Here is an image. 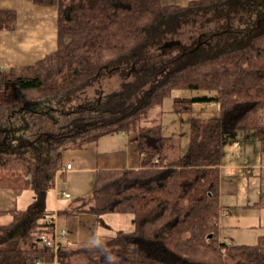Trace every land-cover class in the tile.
Instances as JSON below:
<instances>
[{
    "label": "trees",
    "instance_id": "1",
    "mask_svg": "<svg viewBox=\"0 0 264 264\" xmlns=\"http://www.w3.org/2000/svg\"><path fill=\"white\" fill-rule=\"evenodd\" d=\"M44 1L58 8L56 51L0 68V191L34 193L26 209H0V264H264V233L220 240L219 199L225 139L250 131L264 145V0ZM15 20L0 11V30ZM113 75L118 90L88 95ZM175 90L209 94L175 98L174 112L220 107L190 121L183 152L161 124L142 125ZM117 133H135L141 167L99 170L88 196L48 210L64 152ZM248 207L264 209V193ZM83 213L105 227V215L129 214L133 229L54 246V216Z\"/></svg>",
    "mask_w": 264,
    "mask_h": 264
},
{
    "label": "crops",
    "instance_id": "2",
    "mask_svg": "<svg viewBox=\"0 0 264 264\" xmlns=\"http://www.w3.org/2000/svg\"><path fill=\"white\" fill-rule=\"evenodd\" d=\"M163 1L166 4L185 6L192 0ZM0 11H12L16 15V20L11 27L0 30V68L8 70L11 67L30 66L56 51L58 47L57 7L44 0H0ZM134 138L135 135L124 133L110 134L80 149L65 151L64 167L57 173L54 189L47 194V209L57 212L69 201L88 196L93 189L99 170L140 168L143 155ZM254 142L255 147L260 149L257 161L226 163L224 161H227V157L223 158L219 169V199L223 207L220 221L224 218L228 220V223H234L247 217L248 221L258 222L261 227L264 225V209H247L264 193V145ZM67 165H71V169L67 170ZM224 169L228 170L225 171L227 179H222ZM64 194H69L70 197ZM24 195H28L29 203L33 202L34 193L31 190L22 193L1 190L0 209H23L17 205ZM112 215H105L104 223L105 218ZM53 220L56 238L64 236V240L75 245L94 243L99 236L106 237L102 229L109 230V226L99 225L95 215L87 213L67 219L55 215ZM130 220L133 224V218H130L129 222ZM251 224L249 227L255 228L254 223ZM220 240L225 242L221 235Z\"/></svg>",
    "mask_w": 264,
    "mask_h": 264
},
{
    "label": "rangeland",
    "instance_id": "3",
    "mask_svg": "<svg viewBox=\"0 0 264 264\" xmlns=\"http://www.w3.org/2000/svg\"><path fill=\"white\" fill-rule=\"evenodd\" d=\"M122 80L119 75L105 76L99 83H97L94 88L89 90L88 95L90 97L95 96V91L101 90L105 93H110L112 91L118 90ZM205 92L200 91H190V90H175L171 96L167 97L163 105L156 107L151 110L148 117L142 120L143 126H151L154 121L161 124L163 131L168 136H173L178 139V145L180 151L186 150L189 143L190 134V121L195 118H211L218 117L220 115L219 103L216 101L211 102H199L194 103L191 110L188 112L177 113L174 112V99L182 97H192V96H202ZM87 95V94H86ZM81 98L84 95L80 96ZM69 107L66 108V110ZM65 109V108H64ZM154 120V121H153ZM132 135H135L133 133ZM229 137L225 139L224 157H227L226 163H231L235 161H247L253 162L257 161L259 157L260 149L256 148L254 139L251 137V132H238L236 135V140L232 143H228ZM261 145V144H260ZM227 165V164H226ZM224 169L222 179H227ZM226 187V186H225ZM242 200V196H241ZM47 204V200H46ZM31 205L29 203L28 195L19 199L18 207L26 209ZM246 209V208H245ZM247 209H252L248 207ZM264 212V211H263ZM133 218L132 215H117L113 214L110 217L105 218V224L109 226V230L102 229L103 235L111 236L117 231H130L133 229L132 221L129 219ZM226 218V217H225ZM221 231L220 235L227 244L235 245H251L256 243L258 237L264 233L263 227L260 226L258 222L248 221V218H242L239 222L228 223V220L222 218L221 221ZM254 223L255 228H250Z\"/></svg>",
    "mask_w": 264,
    "mask_h": 264
},
{
    "label": "built area",
    "instance_id": "4",
    "mask_svg": "<svg viewBox=\"0 0 264 264\" xmlns=\"http://www.w3.org/2000/svg\"><path fill=\"white\" fill-rule=\"evenodd\" d=\"M66 169H67V170L71 169V165H67ZM64 196H66V197H70L69 194H64ZM60 237L63 238L64 236H60ZM47 242H48L49 245H52V244H53L52 241H47ZM54 246H57V238H56L55 241H54ZM56 248H57V247H55V249H56ZM37 264H50V263H48V262H46V261H44V260H40V261L37 262Z\"/></svg>",
    "mask_w": 264,
    "mask_h": 264
}]
</instances>
